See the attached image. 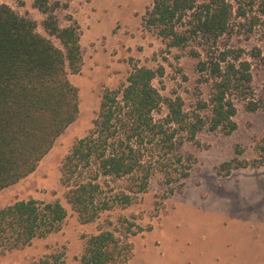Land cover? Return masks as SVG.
<instances>
[{"label":"trees","instance_id":"16d2710c","mask_svg":"<svg viewBox=\"0 0 264 264\" xmlns=\"http://www.w3.org/2000/svg\"><path fill=\"white\" fill-rule=\"evenodd\" d=\"M33 8L46 16L45 36L35 21L0 3V191L33 174L80 114L79 90L70 80L82 68L80 28L60 26L59 2L33 0ZM143 22L168 48L198 44L201 50L192 56L199 60L196 70L209 96L188 110L181 97L165 98L155 87L163 69L138 66L119 88L103 92L91 130L61 164L65 199L82 224L130 207L148 192L156 174L181 189L190 175L179 152L184 143L195 142L204 131L234 133L239 102L251 112L264 109L254 98L252 73L254 63L264 66L263 51L220 47L233 33L263 30L264 37V0H154ZM164 107L167 114L157 119ZM235 162L223 163L220 171L228 176L233 168L247 167ZM67 218L58 200H22L0 209V251L21 250L57 233ZM107 223L108 229L99 227L87 238L81 264L132 259L130 236L143 229L122 216L114 229ZM54 262L66 264L62 256Z\"/></svg>","mask_w":264,"mask_h":264},{"label":"rangeland","instance_id":"374dc122","mask_svg":"<svg viewBox=\"0 0 264 264\" xmlns=\"http://www.w3.org/2000/svg\"><path fill=\"white\" fill-rule=\"evenodd\" d=\"M57 2L60 26L76 23L80 28L82 68L70 75L79 90L80 114L33 174L0 191V209L22 200H58L68 218L57 233L21 250L0 251V264H56V256H62L66 264H81L87 238L97 234L99 227L108 229L109 220L114 229L121 216L143 229L130 236L134 254L128 264H264V151L260 149L264 109L251 112L244 102L237 104L234 133L204 131L179 149L190 166L181 189L177 184L168 186L156 174L148 192L130 207L106 213L94 223H80L65 199L61 164L91 130L103 92L123 85L134 66L163 69L165 75L154 82L155 87L165 98L181 97L188 110L195 108L198 99H207L210 90L200 83L199 60L192 56L194 50H201L197 43L168 48L144 27V16L154 0H50ZM0 3L35 21L38 33L46 35L42 28L46 16L33 8V0ZM262 31L226 35L220 47L260 48L264 54ZM252 73L254 98L264 105V66L254 63ZM166 114L164 107L156 118ZM225 162L246 163L247 167L233 168L226 176L220 171ZM171 188H175L173 193Z\"/></svg>","mask_w":264,"mask_h":264}]
</instances>
